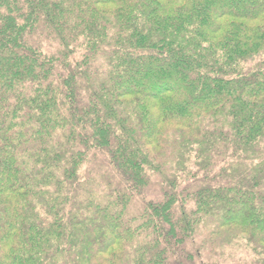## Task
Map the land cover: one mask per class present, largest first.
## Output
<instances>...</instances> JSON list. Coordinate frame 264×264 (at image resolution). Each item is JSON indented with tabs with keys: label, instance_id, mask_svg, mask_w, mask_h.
<instances>
[{
	"label": "trees",
	"instance_id": "16d2710c",
	"mask_svg": "<svg viewBox=\"0 0 264 264\" xmlns=\"http://www.w3.org/2000/svg\"><path fill=\"white\" fill-rule=\"evenodd\" d=\"M227 262L264 264V0H0V264Z\"/></svg>",
	"mask_w": 264,
	"mask_h": 264
},
{
	"label": "rangeland",
	"instance_id": "374dc122",
	"mask_svg": "<svg viewBox=\"0 0 264 264\" xmlns=\"http://www.w3.org/2000/svg\"><path fill=\"white\" fill-rule=\"evenodd\" d=\"M241 256H242V254H240ZM228 261V260H227ZM230 261V260H229ZM227 264H229L228 262H227ZM232 264V263H231Z\"/></svg>",
	"mask_w": 264,
	"mask_h": 264
}]
</instances>
